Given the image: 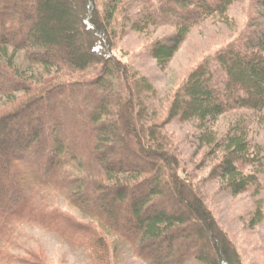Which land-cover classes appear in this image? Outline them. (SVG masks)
<instances>
[{
    "label": "trees",
    "instance_id": "16d2710c",
    "mask_svg": "<svg viewBox=\"0 0 264 264\" xmlns=\"http://www.w3.org/2000/svg\"><path fill=\"white\" fill-rule=\"evenodd\" d=\"M235 1L0 0V96L9 97L0 105V235L27 217L30 192L49 185L148 264H240L183 173L171 125L264 112V20L246 16L164 98L135 61L164 68L193 24L226 16ZM251 5L264 11V0ZM160 27L168 34L149 36ZM128 33L150 39L123 48ZM17 50L53 71L32 84L12 66ZM209 133L188 135L210 152L205 174L232 194L253 187L256 172L241 167L249 159L243 134ZM87 163L92 177L64 178L65 167ZM48 220L92 264H115L97 225L61 212Z\"/></svg>",
    "mask_w": 264,
    "mask_h": 264
},
{
    "label": "rangeland",
    "instance_id": "374dc122",
    "mask_svg": "<svg viewBox=\"0 0 264 264\" xmlns=\"http://www.w3.org/2000/svg\"><path fill=\"white\" fill-rule=\"evenodd\" d=\"M252 1L236 0L226 16L209 17L193 24L162 69L155 67L150 59L144 57L139 59L135 56L136 65L148 71V77L158 90V97L164 98L170 93L202 56L236 36L246 16H254L253 21L257 22L264 20V11L251 5ZM151 34L149 36H165L168 31L160 27ZM149 36L137 37L136 34L128 33L122 46L130 49L146 41ZM115 54L125 58L124 51L116 49ZM11 56L12 66L17 73L35 85L54 69L53 66H44L31 59L23 50L14 51ZM8 98L0 96V105ZM260 113L250 111L224 113L202 126L201 123L192 121H179L171 125V129L178 133L177 146L184 168L183 173L196 182L197 189L207 201L218 226L235 247L240 264H264V112ZM204 129L206 133L209 131L216 136L224 133L243 134L244 142L247 148L249 147L247 152L249 159L241 167L244 172H256L252 173L256 175L253 187L251 184L244 190L232 194L220 187L216 176L205 174L210 152H201V147L198 152V145L192 144L188 137L192 133L202 134ZM86 165L90 166V163L65 167L64 178L84 175L92 177V173L84 170ZM56 187L45 185L37 187L35 193L30 192L33 198L28 199L23 206V212L27 217L14 219L0 235V264H92L87 250L67 245L66 240L60 238L55 226L50 224L48 218L58 212L101 228L112 248V263L148 264L134 255L128 245L117 240L108 227H101L98 218L81 211ZM7 195L10 200H14L10 193ZM256 209L259 210L258 215ZM184 264L197 263L188 260Z\"/></svg>",
    "mask_w": 264,
    "mask_h": 264
}]
</instances>
